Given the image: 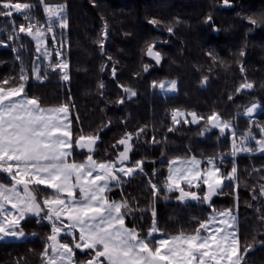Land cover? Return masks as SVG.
Returning a JSON list of instances; mask_svg holds the SVG:
<instances>
[{
    "label": "trees",
    "instance_id": "16d2710c",
    "mask_svg": "<svg viewBox=\"0 0 264 264\" xmlns=\"http://www.w3.org/2000/svg\"><path fill=\"white\" fill-rule=\"evenodd\" d=\"M19 2L35 4L34 17L46 28L47 16L39 0ZM46 3L67 5L68 28L63 29V46H60L68 61L70 78L63 80L62 70L49 67L50 62L39 56L31 37L20 34L18 39H9L12 23L7 17H0V28L6 29L0 32L3 42L0 79L18 77L23 65L29 76L24 82L25 93L39 97L45 106L67 103L74 138L81 130L84 134H98L93 155L101 161L114 159L123 150V145L117 148L113 145L126 132L135 133L147 126L139 139L133 137L127 162L131 165L132 161L143 160L147 175L137 172L123 178L125 182L118 187L121 198L129 199L137 209L126 223L146 231L154 207L157 224L165 232L191 229L196 224L194 218L208 216V204L193 200L181 203L175 198L178 193L166 192L163 182L167 161L176 156L194 155L199 159L227 153L231 139L228 131L221 135L216 128L205 135L204 121L173 126L171 110L194 111L205 117L216 111L232 120L238 134L246 133L251 127L260 138L259 129L249 124L243 112L246 106L259 103L261 111L253 119L264 124V26L250 25L246 19L264 16V0H229L228 5L223 0H46ZM208 16L211 21H207ZM12 19L16 25L27 23L19 14ZM150 19L162 23L154 26L148 22ZM176 20L180 23L176 24ZM57 25L58 21L53 20L54 31L59 33L61 29ZM168 25L174 27L173 34L167 31ZM56 37L55 41L52 37L47 39L48 47L53 50L50 60L53 63L60 60L54 45L60 41L59 34ZM152 42L156 44L154 50L162 54L159 65L144 52ZM241 51L245 55L241 56ZM145 64L150 66L147 71L143 68ZM34 65L39 67L42 79L33 73ZM205 76L208 81L202 85ZM245 78L254 82L255 87L236 94V88ZM166 80L177 82L176 94L164 96L152 87L154 81ZM101 83L103 88L99 86ZM121 86L136 91L137 95L129 99ZM230 95L234 97L232 100L228 99ZM120 99L124 102L117 103ZM169 127H174V131L169 132ZM153 136L161 143H153ZM75 151L80 158V151ZM232 160L231 156H225L222 172L231 171ZM235 166L239 187L227 188V194L214 196L212 204L218 210L238 206L241 242L251 243L255 238L245 257L247 264H264V222L260 220L264 215V198L253 199L252 191L264 183L261 179L264 172L256 171L264 169V153L238 154ZM149 180L160 186L159 196H152ZM229 183L225 181L226 185ZM165 195L170 198L165 200ZM22 226L31 237L0 243V264H15L18 259L23 264L24 258L28 264H41L39 253L45 246L49 226L47 222L37 224L35 218L22 222ZM86 255L76 250L77 261H83Z\"/></svg>",
    "mask_w": 264,
    "mask_h": 264
},
{
    "label": "snow or ice",
    "instance_id": "6c2138e0",
    "mask_svg": "<svg viewBox=\"0 0 264 264\" xmlns=\"http://www.w3.org/2000/svg\"><path fill=\"white\" fill-rule=\"evenodd\" d=\"M39 3L47 16L46 28L35 19L33 10L36 5L29 2L0 0V17H7L12 23L9 39H18L20 34H25L36 42V51L49 58L51 53L45 38L48 33H53L52 40L57 39L53 20L58 21L60 29L68 28L67 5H49L46 0H39ZM223 3L228 5L229 0H223ZM15 14L27 23L16 25L12 19ZM211 19V16L207 17V21ZM246 19L250 25L264 26V16ZM148 22L154 26L162 23L157 19ZM3 31L6 29L0 28V32ZM167 31L173 34L174 27L168 25ZM103 35L107 36V23ZM60 43L63 46V40ZM99 43L103 48V42ZM155 48V42L148 43L144 52L159 65L162 54ZM56 54L59 56L60 52ZM240 55L245 53L241 51ZM209 56L216 62L213 53L209 52ZM49 67L62 70L63 80L70 78L66 60L50 61ZM149 67L143 65L145 71ZM241 71H244L242 65ZM112 72L115 75L116 69L113 68ZM33 73L37 79H42L38 66L34 65ZM28 79L23 65L18 77L0 79V243L26 239L22 222L35 218L37 224L47 222L50 229L45 237V246L39 253L41 264H247L245 257L255 244V238L251 243H242L237 226L238 206L218 210L212 204V197L227 194V188L239 187L235 166L238 154L264 153V124L253 119L260 104L252 103L243 112L249 117V124H255L259 129V139L251 127L238 135L232 120L216 111L205 117L194 111L171 110L173 126L204 121V131L216 128L224 135L228 130L231 145L227 153L199 159L194 155L176 156L167 161L163 188L168 193H178L175 198L181 203L188 200L207 203L210 211L206 218H194L196 224L191 229L179 228L169 233L158 226L153 207L151 225L144 231L126 223L137 210L129 199L122 197L118 201L108 193L120 187L125 182L124 177L137 172L147 175L143 160L132 161L131 165L126 163L130 160L133 137L139 139L147 126L135 133L126 132L113 145L114 148L123 145V150L114 159L98 160L93 154L99 135L84 134L81 130L74 138L69 105L45 106L39 97L27 95L24 82ZM207 81L205 76L202 85ZM99 86L104 87L102 83ZM121 87L129 99L137 95L136 91ZM152 87L175 92L177 82L154 81ZM254 87V82L245 78L236 88V94ZM233 98L232 95L228 97L229 100ZM123 102V99L117 101ZM168 131H174V127H169ZM252 141H255V147ZM152 142L161 143L154 136ZM75 150L80 151V158H77ZM225 156L233 158L228 173L222 172L221 167ZM256 171L264 172V169ZM261 179L264 180V175ZM225 181L231 183L226 185ZM148 184L152 196H159L160 186L152 180ZM252 191L253 199L264 198V183ZM163 198L167 200L170 197L165 195ZM260 220L264 222V215ZM76 250L87 254L83 261L76 260ZM15 264H22V261L18 259ZM23 264H28L27 258Z\"/></svg>",
    "mask_w": 264,
    "mask_h": 264
},
{
    "label": "rangeland",
    "instance_id": "374dc122",
    "mask_svg": "<svg viewBox=\"0 0 264 264\" xmlns=\"http://www.w3.org/2000/svg\"><path fill=\"white\" fill-rule=\"evenodd\" d=\"M50 5H57V4H50ZM43 27V26H42ZM54 28V27H53ZM54 30H55V28H54ZM54 33H55V35L57 36V34H59V40L61 41V40H63V29H61L60 31H59V33H57L56 31H54ZM62 34V35H61ZM52 35H53V33H48L47 34V36H46V47L49 49V52L51 53V55H50V57L49 58H45L44 56H42L41 55V53H39V56H42L46 61H48V62H50V60H51V56H52V54H53V50L52 49H50L49 47H48V45H47V39L48 38H50V37H52ZM58 39V38H57ZM60 41L59 42H55V50H56V52L57 51H59L60 52V55H59V58L60 59H64V60H66V58L63 56V54H62V51H61V43H60ZM58 44H59V46H58ZM67 61V60H66ZM67 63H68V61H67ZM67 72H68V70H67ZM166 81H172V80H166ZM177 89H178V85H177ZM158 90H159V93L160 94H162V95H164V96H166V95H173V94H176L177 93V91H175V92H164V91H161L159 88H158ZM259 104V103H258ZM259 109H261V107L259 108ZM259 113V112H258ZM256 114L254 113V116H255ZM70 118V117H69ZM249 118V117H248ZM213 130L212 131H215L216 129L215 128H212ZM211 130L210 131H206L205 132V135L206 134H209V133H211L212 132ZM226 131H228V130H226ZM225 131V132H226ZM252 142H254L255 143V141H252ZM259 153V152H258ZM261 154V153H260ZM130 177V176H129ZM124 178H126V177H124ZM113 198L114 199H116V200H121V194H120V191H119V188L117 187V189H115V191H114V195H113ZM214 198V196L212 197V199ZM27 235V238H30L31 236L30 235H28V234H26ZM26 238V239H27ZM22 240H25V239H21V240H15V239H10V240H7V241H22Z\"/></svg>",
    "mask_w": 264,
    "mask_h": 264
},
{
    "label": "crops",
    "instance_id": "0c3cea01",
    "mask_svg": "<svg viewBox=\"0 0 264 264\" xmlns=\"http://www.w3.org/2000/svg\"><path fill=\"white\" fill-rule=\"evenodd\" d=\"M261 111V109H257V111H256V113L255 114H257L258 112H260ZM127 163V162H126ZM129 177V176H128ZM115 189H117V188H114L110 193H108V195L111 197V198H113V195H114V191H115ZM237 226H238V219H237Z\"/></svg>",
    "mask_w": 264,
    "mask_h": 264
},
{
    "label": "built area",
    "instance_id": "2783aa9c",
    "mask_svg": "<svg viewBox=\"0 0 264 264\" xmlns=\"http://www.w3.org/2000/svg\"><path fill=\"white\" fill-rule=\"evenodd\" d=\"M239 135V134H238ZM241 154V153H240ZM244 154H249V153H244Z\"/></svg>",
    "mask_w": 264,
    "mask_h": 264
},
{
    "label": "water",
    "instance_id": "95a60500",
    "mask_svg": "<svg viewBox=\"0 0 264 264\" xmlns=\"http://www.w3.org/2000/svg\"><path fill=\"white\" fill-rule=\"evenodd\" d=\"M227 7H229V6H227Z\"/></svg>",
    "mask_w": 264,
    "mask_h": 264
}]
</instances>
